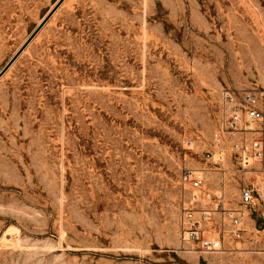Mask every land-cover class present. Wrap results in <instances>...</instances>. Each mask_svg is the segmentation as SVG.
<instances>
[{
    "label": "rangeland",
    "instance_id": "rangeland-1",
    "mask_svg": "<svg viewBox=\"0 0 264 264\" xmlns=\"http://www.w3.org/2000/svg\"><path fill=\"white\" fill-rule=\"evenodd\" d=\"M58 1L0 0V72ZM227 91L264 93V0H65L0 78V264H264L262 203L182 239L186 169L250 181L206 160Z\"/></svg>",
    "mask_w": 264,
    "mask_h": 264
},
{
    "label": "built area",
    "instance_id": "built-area-1",
    "mask_svg": "<svg viewBox=\"0 0 264 264\" xmlns=\"http://www.w3.org/2000/svg\"><path fill=\"white\" fill-rule=\"evenodd\" d=\"M211 144L207 161L217 165L230 158L241 172L249 174L250 181L240 187L239 208H229L225 202L226 169L183 172L182 239L202 253L223 251L231 240H241L250 212L257 204H264V93L225 92L222 120ZM213 171L219 174L217 199L208 177ZM215 213L220 214L216 220Z\"/></svg>",
    "mask_w": 264,
    "mask_h": 264
},
{
    "label": "water",
    "instance_id": "water-1",
    "mask_svg": "<svg viewBox=\"0 0 264 264\" xmlns=\"http://www.w3.org/2000/svg\"><path fill=\"white\" fill-rule=\"evenodd\" d=\"M65 0H59L54 8L47 14V16L43 19L40 25L35 29V31L31 34V36L27 39V41L23 44L20 50L13 56V58L8 62V64L4 67V69L0 72V78L5 74V72L12 66V64L16 61L22 51L29 45V43L33 40V38L37 35V33L42 29V27L48 22V20L52 17V15L57 11V9L62 5Z\"/></svg>",
    "mask_w": 264,
    "mask_h": 264
}]
</instances>
